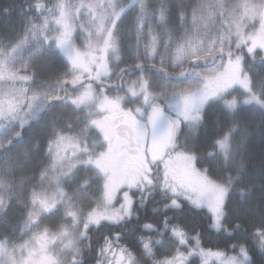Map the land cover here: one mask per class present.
Segmentation results:
<instances>
[{
    "label": "snow or ice",
    "instance_id": "snow-or-ice-1",
    "mask_svg": "<svg viewBox=\"0 0 264 264\" xmlns=\"http://www.w3.org/2000/svg\"><path fill=\"white\" fill-rule=\"evenodd\" d=\"M13 14L0 264H264V0L0 5Z\"/></svg>",
    "mask_w": 264,
    "mask_h": 264
},
{
    "label": "trees",
    "instance_id": "trees-1",
    "mask_svg": "<svg viewBox=\"0 0 264 264\" xmlns=\"http://www.w3.org/2000/svg\"><path fill=\"white\" fill-rule=\"evenodd\" d=\"M8 2V0H0V5H4ZM16 23V16L15 14H13L12 17L10 18H4L2 16H0V30H10L11 27H13ZM258 122V121H256ZM264 147V145H262V142L259 138L258 133L254 136L253 140H252V145H251V153L253 154V156L255 157L253 159V166L254 167H259L260 164V160H259V156H260V152H261V148ZM195 225L197 226H202L201 221L199 220V218H197L194 222ZM202 247L206 248V249H212L213 251L217 250V242L215 237L213 236H208L207 234H205V239L202 241ZM220 250L225 251V249L223 248V246H220ZM229 255H231V252H228ZM197 260V264H200V260L199 257L195 258ZM209 264H214V258H209ZM215 264H219L218 261H215Z\"/></svg>",
    "mask_w": 264,
    "mask_h": 264
},
{
    "label": "rangeland",
    "instance_id": "rangeland-1",
    "mask_svg": "<svg viewBox=\"0 0 264 264\" xmlns=\"http://www.w3.org/2000/svg\"><path fill=\"white\" fill-rule=\"evenodd\" d=\"M193 3L197 2V0H192ZM80 41H77V43H79ZM48 226H51V224L53 223V221H46L45 222Z\"/></svg>",
    "mask_w": 264,
    "mask_h": 264
}]
</instances>
